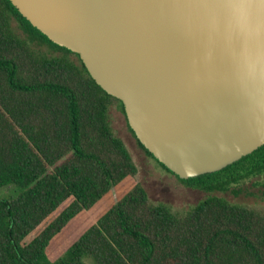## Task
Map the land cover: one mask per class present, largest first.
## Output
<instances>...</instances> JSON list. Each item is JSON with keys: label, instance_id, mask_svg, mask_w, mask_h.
<instances>
[{"label": "trees", "instance_id": "16d2710c", "mask_svg": "<svg viewBox=\"0 0 264 264\" xmlns=\"http://www.w3.org/2000/svg\"><path fill=\"white\" fill-rule=\"evenodd\" d=\"M112 107L147 156L210 196L177 213L137 184L50 262L53 238L138 172L112 128ZM247 183L264 197V145L221 171L179 178L137 139L123 102L79 54L0 0V188L24 189L0 199V264H86L85 256L96 264H264V212L215 194H251Z\"/></svg>", "mask_w": 264, "mask_h": 264}, {"label": "water", "instance_id": "95a60500", "mask_svg": "<svg viewBox=\"0 0 264 264\" xmlns=\"http://www.w3.org/2000/svg\"><path fill=\"white\" fill-rule=\"evenodd\" d=\"M11 2L79 54L123 102L137 139L179 178L221 171L264 145V83L242 77L221 0Z\"/></svg>", "mask_w": 264, "mask_h": 264}, {"label": "rangeland", "instance_id": "374dc122", "mask_svg": "<svg viewBox=\"0 0 264 264\" xmlns=\"http://www.w3.org/2000/svg\"><path fill=\"white\" fill-rule=\"evenodd\" d=\"M111 125L115 134L124 141L131 153L138 167V172L134 177H129V179H127V181L129 180L128 182L124 181L126 182L125 184L112 189L109 193L110 196H105L93 209L82 212L50 242L46 249V254L50 262L60 260L72 245L78 241L101 216L137 184L145 188L148 197L153 203H163L177 213L190 211L201 201L210 196L205 190L191 187L181 182L178 178L161 167L153 158L147 156L137 145L136 140L127 127L125 117L117 111L116 107H112L111 109ZM247 187H250L253 193H245L238 197L228 191L217 192L215 194L227 199L231 203L246 205L264 212V197L261 196L258 189L252 188L250 184L247 185ZM23 190L24 189L16 186L0 188V199H15L23 193ZM82 261L86 264H96L90 256H85Z\"/></svg>", "mask_w": 264, "mask_h": 264}, {"label": "clouds", "instance_id": "9594fccd", "mask_svg": "<svg viewBox=\"0 0 264 264\" xmlns=\"http://www.w3.org/2000/svg\"><path fill=\"white\" fill-rule=\"evenodd\" d=\"M264 0H221L220 15L238 42L236 58L243 78L264 83Z\"/></svg>", "mask_w": 264, "mask_h": 264}, {"label": "crops", "instance_id": "0c3cea01", "mask_svg": "<svg viewBox=\"0 0 264 264\" xmlns=\"http://www.w3.org/2000/svg\"><path fill=\"white\" fill-rule=\"evenodd\" d=\"M83 212H84V211H83ZM80 214H81V213H80ZM80 214H79V215H80ZM79 215H78V216H79ZM78 216H76V217H75L74 219H72L71 221L75 220ZM71 221H70V222H71ZM70 222H69V223H70ZM63 230H64V229H63ZM63 230H62V231H63ZM62 231H61V232H62ZM61 232H60V233H61ZM60 233H59V234H60ZM59 234H58V235H59ZM58 235H57V236H58ZM57 236H56V237H57ZM53 239H54V238H53Z\"/></svg>", "mask_w": 264, "mask_h": 264}, {"label": "flooded vegetation", "instance_id": "af4514ba", "mask_svg": "<svg viewBox=\"0 0 264 264\" xmlns=\"http://www.w3.org/2000/svg\"><path fill=\"white\" fill-rule=\"evenodd\" d=\"M123 115V114H122ZM124 116V115H123ZM127 122H128V120H127Z\"/></svg>", "mask_w": 264, "mask_h": 264}]
</instances>
